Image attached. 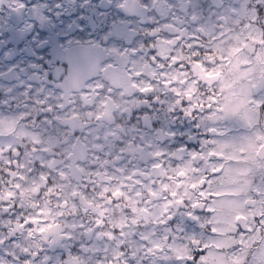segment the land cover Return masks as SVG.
Segmentation results:
<instances>
[{
  "label": "clouds",
  "instance_id": "9594fccd",
  "mask_svg": "<svg viewBox=\"0 0 264 264\" xmlns=\"http://www.w3.org/2000/svg\"><path fill=\"white\" fill-rule=\"evenodd\" d=\"M145 7L148 22L134 20L128 28L133 34L130 38L117 39L105 22L95 27L85 22L78 25L82 31L68 33L72 46L91 51L97 62L81 59L71 72L64 68L59 73L56 63L41 65L39 81L33 82L30 94L25 95V89L14 98H0V108L5 110L0 116V173L4 174L0 176V199H6L15 183H21L20 191L27 197L25 210L34 214L38 205L45 214L52 212L49 219L59 222L57 247L76 257L77 264H112L109 258H118L119 246L125 243L119 236L106 240L104 233L113 228H126L124 235L129 240L143 228L140 234L153 247L167 244L166 226L156 224L166 218L164 205L149 203L153 198L146 196L151 184L135 189L144 193L140 198L133 194L105 208L108 193L121 187L122 182L110 179L120 180L117 165L127 168L135 162L136 167L145 158L137 151L138 137L153 130H145L143 120L135 117L152 111L150 97L156 93L140 90L153 79L162 82L160 64L167 65L163 71L171 84L169 103L175 109L171 116L184 130L193 132L199 123L203 131L215 123L209 117L233 108L251 125L245 129L236 118L241 134L264 133V4L257 8L255 0H146ZM237 36L242 49L239 55L232 52ZM173 58H178V67L172 64ZM236 68L248 74L241 83L233 75ZM217 71L223 72L219 79H206V73ZM153 86L160 91L158 85ZM89 185L96 191H90ZM155 190L160 191L159 187ZM132 191L128 188L125 197ZM260 207L256 205L257 210ZM133 208L137 210L132 212ZM102 209L106 216H101ZM240 214L251 222L256 211L242 203L231 214L233 224ZM101 218L108 221V227L99 226L98 231L92 221ZM60 233L67 238L61 241ZM153 235L156 240L151 239ZM46 238L24 236L14 247L6 238L0 241V256L6 264H25L24 258L40 264L32 253Z\"/></svg>",
  "mask_w": 264,
  "mask_h": 264
},
{
  "label": "flooded vegetation",
  "instance_id": "af4514ba",
  "mask_svg": "<svg viewBox=\"0 0 264 264\" xmlns=\"http://www.w3.org/2000/svg\"><path fill=\"white\" fill-rule=\"evenodd\" d=\"M19 3H25L26 7L19 9ZM57 3L63 6V14L60 19L55 20L57 29L53 31L48 24V18L49 16L54 17V13L60 11L54 7ZM145 4L146 0H4V3L0 4V98H14L18 92H23L25 89H27V91L24 94H30L33 88V82L39 81V70L41 65L48 67L49 64L56 63L60 66L56 69L57 73L66 68L64 66V64H66L65 54L61 50V45H63L65 49L67 48L66 38H68V33H71L73 29L80 31L78 28L79 24L90 22L93 27H95V24L100 22L109 23L117 39L130 38L133 34L128 32V28L131 27L134 20H139L141 23L148 22L145 16L147 11ZM255 4L256 7L259 8L260 5L264 4V0H255ZM9 5L11 6L9 7ZM45 5L47 7H43ZM69 13H72V15H69ZM254 15L255 10H253V16ZM78 16H83V19L77 20L76 17ZM221 39H223V37H221ZM235 39L237 41V47L232 49V52L239 55L242 50L239 45L240 37L237 36ZM247 44V40H245L244 45L247 46ZM257 46H259V43ZM75 49L81 52L79 60L85 59L89 64L97 62L94 53L91 51L82 49L79 46L75 47ZM154 59L157 58L154 57ZM177 60L178 58H173L172 64L178 67ZM244 64L247 65L245 61ZM32 65H36V67H32ZM159 67L161 69L159 76L162 82L153 79L147 88L140 90L141 92L156 93L154 96L150 97L154 103L153 106L152 104L149 105L152 111L148 112L146 110L142 117H135L136 119L143 120L145 130H153V132L148 135L141 133V136L138 137L139 145L137 151L142 154V157H145L140 161L143 167L140 171H137L136 167L133 166L135 162L127 164V168H122L117 165L119 168L117 176H120V180H118L117 183L122 182V192L125 191L128 183L138 185L135 181L138 175L144 180V184L142 185H147V178L150 180L159 179L164 181V183H168V181L163 180L164 176L161 175L166 167L168 165L169 167L178 165L179 168L187 162L185 159L187 153L175 151L177 142L185 144L190 149H196L197 152L199 151V145L195 143V141H187L188 133L194 135L197 140L202 133L198 134L196 130L195 133L194 131L189 132L184 130L180 127L179 123L175 121V118L171 116L175 110L172 111L173 107L169 103L170 94L167 89L171 87V84L167 79L168 74L163 71L167 65L160 64ZM196 67L203 70L201 65H197ZM67 69L70 72L72 71L69 68ZM205 75L206 79L214 80L220 78L223 72L217 71L206 73ZM233 75L238 82L243 76H247L248 74L240 73L237 68V71L233 69ZM153 85H158L160 91L156 92V87ZM177 95H179V93H177ZM145 103L147 104V101H145ZM1 109L4 110L3 108ZM151 114L154 116V119ZM173 133L175 135H173ZM79 134L80 133H77V135ZM256 153L260 155L264 153V149L257 147ZM197 160H199V157L193 159V164L196 163ZM9 166H11V161H9ZM121 173H123L122 176ZM191 173L190 176L194 175L193 171ZM2 175L4 174L1 173V176ZM9 175H11V173H9ZM188 177L189 176L180 175V179L183 181L177 183L179 189L188 188L191 190ZM40 178L48 180L47 177L44 176ZM16 179L23 181L24 177L18 176ZM110 179L111 181L116 180L115 178ZM48 183H50L49 180ZM168 188L167 196L168 200H172V216L174 214L175 219L168 224V226H171L169 229L172 231V234L170 236H165L164 240L167 242L166 246L156 245L153 247V245H149L148 241H132L125 249H119L120 255L118 258L113 259L112 264H132L130 262V257L133 252H135L133 264H147L151 256L153 257V264H156V261H154L155 259H158L160 256H165L164 254H169L171 242L183 244L181 239L183 233L176 231L178 223L182 224L188 233H191L196 227L191 221L180 215V213L190 210L186 207L187 201L190 199L188 194L185 193L183 197H180V195L171 197L169 194L174 195L179 191L178 189L171 191V185L169 183ZM20 189L21 183H15V190H9L6 193V199H0V241H3L4 237L5 239L14 238L13 242L10 243L14 247L24 236L33 238L36 236H46V239L41 240V247L32 253V256L40 261V264H58V258H62L64 264H75L77 260L76 257H73L70 252L62 251L60 247H57L58 241L56 239L55 229L59 226H55L54 223L58 224L59 222L54 219H49V215L50 217L52 216L50 213L46 215L47 218L43 216V219H41L38 205H36L37 211L30 215L29 212L31 209L28 211L25 210L27 197ZM37 191H39V189H37ZM105 192H107V189H105ZM130 193H135L134 189ZM147 194L149 197L153 198V200L158 199L159 202H161V195L155 192L151 194L150 188L147 189L146 196ZM142 195H144V193ZM20 196L24 199L22 206L19 205L17 200ZM191 199H194V197H191ZM153 200L149 201V203H152ZM181 200H183V204ZM111 203L112 199H109L107 205H111ZM162 203L165 207L164 202ZM250 203L251 201H248L245 205H249ZM115 215L116 213L114 216ZM167 215L169 216V213H167ZM237 219L246 220L248 217ZM84 223L85 220L82 219L80 221V226H83ZM96 225L99 231V226L106 228L108 227V222L103 220L100 225ZM196 231H199V229H196ZM227 232L228 233L225 232V234L230 240V231ZM109 235L110 232L104 233L106 240L112 241L111 239H107ZM60 237L61 241L67 238L64 237L63 233H60ZM133 237L135 238V236ZM173 237H175V239H173ZM135 239L143 240L145 238L143 235H139ZM246 239V237L241 238L239 244L236 242V239L233 238V241L230 244L228 243L224 249L215 247V245H213V247L220 250L221 253L227 251L230 246L240 250L247 249L253 253L251 256L253 255L256 257L251 264H259V242L262 241L260 236L256 235V239H253L249 244L246 242ZM130 244L134 246L131 252ZM126 249H128V251H126ZM2 258L3 257L0 256V260H2ZM24 259L25 264H35V261L30 262L27 258ZM217 259L220 258L214 257V260ZM177 263L182 264L179 261ZM3 264H6V261H4Z\"/></svg>",
  "mask_w": 264,
  "mask_h": 264
},
{
  "label": "snow or ice",
  "instance_id": "6c2138e0",
  "mask_svg": "<svg viewBox=\"0 0 264 264\" xmlns=\"http://www.w3.org/2000/svg\"><path fill=\"white\" fill-rule=\"evenodd\" d=\"M3 3L4 0H0V4ZM25 7V3L18 4L19 9ZM54 7L60 11H56L54 17L49 16L48 24L53 31H56L55 20L61 18L63 6L57 3ZM261 14H264V8H261ZM76 19L82 20L83 16H78ZM66 39L67 48L61 45L66 60L64 66L72 70L77 65L81 52L72 46V40ZM224 59L225 55L221 52V61ZM174 110L173 108L172 111ZM236 118L245 125V129L251 127L236 109L225 108L220 110L218 116L209 117L215 123L205 128L201 139L197 140L195 136L188 133L187 141H195L199 145L198 152L181 142L176 144L175 151L187 153L185 157L187 166L194 172V175L188 177L191 190L185 188L179 191L180 197H183L185 193L190 197L186 205L190 210L180 215L196 226L191 233H188L182 224L178 223L176 226V231L183 233L182 246L187 249V257L182 264H201L202 258L209 253H214L215 250L211 245L220 240L217 230L221 228H232L230 235L236 240L245 237L251 239L257 235L256 230L259 229V236L264 241V153L255 155L251 151L253 146L264 149V133L257 136L251 133L241 134L243 129L237 125ZM200 128L201 125L197 123L198 134L201 132ZM195 157H199V160L193 164ZM183 175L184 173L181 172V176ZM240 189L245 190L244 195L251 200L248 207L256 211V214L251 217V222L246 219L241 223L237 219V222L233 224L225 212V206L237 199L230 193ZM181 203L183 204V200ZM257 204L261 206L259 210L256 209ZM171 219H175L174 214ZM232 251L234 253L236 247ZM0 264H3L2 260Z\"/></svg>",
  "mask_w": 264,
  "mask_h": 264
},
{
  "label": "rangeland",
  "instance_id": "374dc122",
  "mask_svg": "<svg viewBox=\"0 0 264 264\" xmlns=\"http://www.w3.org/2000/svg\"><path fill=\"white\" fill-rule=\"evenodd\" d=\"M247 43H248V41H247ZM257 47H259V46H257ZM234 54L235 55H238L236 53H234ZM253 54H255V52H253ZM245 62L247 63V61H245ZM234 71H237V68L234 69ZM244 77L245 76H243L237 83H241L242 82V79ZM217 79H219V78H217ZM152 102H153V100H152ZM153 105H154V103H152V106ZM4 114H5L4 110H2L0 108V116H3ZM203 132H204V130L201 131L200 133L203 134ZM194 133H195V130H194ZM202 134L199 136V139L202 138ZM257 139H259V137H257ZM256 148L257 147L253 146V148L251 149V151L255 155H257ZM181 172L184 173L183 176H190L192 174L191 173L192 170H190V168L187 166V162L183 166H181L179 168H178V165H172L171 167H169V165H168L166 167V169L164 170V172H162L161 175L164 176V179L163 180L168 181V183L171 185V189H170L171 191L177 190V189H178V191L182 190V189H179L177 187V183H179L180 181H183V180L180 179ZM0 176H1V173H0ZM111 182L117 183L118 180H113ZM50 183H51V181H50ZM168 183H164V181H161L159 179L150 180L149 178H147L146 179V184L147 185H136V184H129L128 183L127 184V187H126V189H125L124 192H122V188L120 187V188H117L113 192H109L108 193V196H109V199H112L111 205H119L122 200H128V199L131 198V194L129 196L125 197V192L128 190V188H133L134 189V192L139 193L138 198H140L142 196V193L140 191H135V189H137V188H145L149 184H151V187H150L151 194H152V192H155L157 194H160L161 195V201L164 202V204H165V202L168 201V196H167L168 195L167 194L168 193L167 191L169 190ZM157 187H159V189H160L159 192H157L155 190ZM189 187H191V185H189ZM89 189L92 192H95L96 191V189L93 188L91 185H89ZM244 193H245V190L244 189H240V190L234 192L233 194H230V195H233L234 197H236L237 199H234L233 201L229 202L225 206V212H226V214L229 217H231V214L242 203L245 205L248 201H251L250 199H248L244 195ZM169 195L171 197L178 196L179 195V192L177 194H174V195L173 194H169ZM147 197H149L148 194H147ZM17 200H18L19 205L22 206L23 203H24V199L22 198V196H20V198H18ZM153 201H155L157 203L159 202L158 199L157 200H153ZM141 203H143V201H141ZM66 205H67V201H64V206H66ZM111 205H106L105 208H108ZM57 207H59V204L57 205ZM136 210L137 209H135V208L131 209L132 212H135ZM163 210H164V213H165L166 218L162 217L160 220L156 221V224H157V226H161V225L166 226L165 232L167 234L164 235V238H165V236H170L172 234V231L169 229L171 226H168V224L170 222H172L173 219H171V215L167 211L166 206L164 207ZM124 211L127 212V211H129V209L125 208ZM101 212H102V215H101L102 217L107 215V212L104 211L103 209L101 210ZM49 213L52 215V212H48L47 214H45L43 211L40 210V218L43 219V216H44V218H47L46 215H49ZM115 213H116V211H115V209H113V215ZM167 213H169V216L167 215ZM61 216H62V214L60 215L59 219L60 220H63L64 217L63 216L61 217ZM49 217H50V215H49ZM245 217L246 216H243L242 214L236 215L235 216V220L237 218L244 219ZM103 220H105L106 222H108L106 219H102V218L101 219H94L93 222L95 224L100 225ZM133 223H135V222H133ZM54 225L55 226H59V223L58 224L54 223ZM83 226H81V227H83ZM172 226H173V224H172ZM232 230L233 229L229 227V228H226L224 231H221L220 229H218L217 232H218L219 237L223 238V237H227V235L225 234V232L228 233L227 231H230V233H231ZM125 231H126V228H124V229H122V228L116 229L115 232H113V234H111V235H109L107 237V239H111L112 241H114L116 239V237L119 236V238L121 240L125 241L124 244H122V245L119 246V249H121V248L125 249V247L129 243H131V241L125 237V235H124V232ZM144 232H145V229L141 228L140 229V233H144ZM256 232H257V235H259V229H257ZM140 233L133 232L132 235L135 236V238H136L137 236L141 235ZM116 234H118V235H116ZM143 237L145 238L146 241H148V237H146L145 235H143ZM151 239L152 240H156V236L153 235L151 237ZM253 239H256V235L253 238H251V239L247 238L246 239V242L249 244L250 242H252ZM239 240L240 239L236 240V242L240 244ZM232 241H233V237L231 236L230 240L227 237V239H220L218 242L213 243L211 246L215 250V252L214 253H209L204 258H202L201 259V264H251L254 261V258H256V257L253 256V255L251 256V254H253V253L251 251L247 250V249L240 250V249L236 248V251L233 253L232 250H233L234 247L233 246H230L227 251H223V253H221L220 250H217L216 248L213 247V245H215V247H221V249H224L226 247V245L228 243L230 244ZM182 245L180 243H177V242H171L169 254H164V252H163V254L165 256H160L158 259H155L154 261H156V264H178L177 263L178 261L180 263H182V261L187 257V249H185ZM130 246H131L130 247V252H131V250L134 249V246L131 245V244H130ZM157 246H159V244H157ZM134 257H135V252H133L131 254V257H130V262L132 264H133V261H134ZM214 257H218L220 259L214 260ZM75 264H77V260L75 261ZM147 264H153V257L152 256L150 258V261ZM259 264H264V241H260L259 242Z\"/></svg>",
  "mask_w": 264,
  "mask_h": 264
},
{
  "label": "trees",
  "instance_id": "16d2710c",
  "mask_svg": "<svg viewBox=\"0 0 264 264\" xmlns=\"http://www.w3.org/2000/svg\"><path fill=\"white\" fill-rule=\"evenodd\" d=\"M241 26H243V25H241ZM238 31V30H237ZM170 113V112H169ZM161 114H162V112H161ZM151 116L153 117V119H154V116L151 114ZM174 118V117H173ZM176 120V119H175ZM177 124V123H176ZM142 167H143V164L140 162L137 166H136V170L137 171H140L141 169H142ZM153 180V179H152ZM136 181V183L138 184V185H142V184H144V180L138 175V177H137V180H135ZM142 193V192H141ZM129 194H131V196L134 194L135 195V197L136 198H138V196H139V193H137V192H135V193H129ZM143 194V193H142ZM162 202V201H161ZM171 202H172V200H168V201H166L165 202V206H166V208H167V211L170 213V215H171V217H172V209H173V207L171 206ZM68 219H71V216H69L68 217ZM116 229H120V228H113L112 229V231L110 232V235L111 234H113V232H115V230ZM116 235H118V234H116ZM13 239L14 238H10V239H5V237H4V239H3V241L4 240H6V243H8V244H10L11 242H13ZM130 241L132 242V241H141V242H147L145 239H143V240H137V239H135L132 235H131V239H130ZM11 254L12 253H8V252H6V255H9V256H11ZM46 258H47V256H46ZM59 260H58V264H64L63 263V260H62V258H58ZM109 259H111L112 261H113V258H109ZM2 261H3V263H4V258H2Z\"/></svg>",
  "mask_w": 264,
  "mask_h": 264
}]
</instances>
